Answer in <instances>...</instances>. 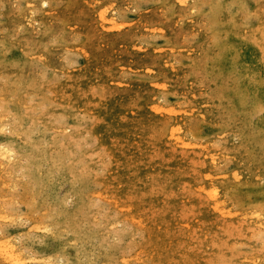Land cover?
<instances>
[{
    "label": "rangeland",
    "instance_id": "obj_1",
    "mask_svg": "<svg viewBox=\"0 0 264 264\" xmlns=\"http://www.w3.org/2000/svg\"><path fill=\"white\" fill-rule=\"evenodd\" d=\"M229 1L0 0V264H264V2Z\"/></svg>",
    "mask_w": 264,
    "mask_h": 264
},
{
    "label": "bare ground",
    "instance_id": "obj_2",
    "mask_svg": "<svg viewBox=\"0 0 264 264\" xmlns=\"http://www.w3.org/2000/svg\"><path fill=\"white\" fill-rule=\"evenodd\" d=\"M234 1H235V0H234ZM238 1H239V0H238ZM240 1H241V0H240ZM45 2H46V1H45ZM229 2H233V0H231V1H229ZM235 2H236V1H235ZM263 2H264V0H263ZM39 3H40V2H39ZM39 3H38V4H39ZM41 3H42V2H41ZM233 3H234V2H233ZM236 3H237V2H236ZM236 3H235V4H236ZM38 4H37V5H38ZM218 4H219V3H218ZM218 4H217V5H218ZM231 4H232V3H231ZM237 5H238V4H237ZM241 5H242V4H241ZM38 6H39V5H38ZM211 6H212V5H211ZM206 7H209V5L206 6ZM206 7H205V8H206ZM218 7H219V5H218ZM232 7H233V5H232ZM263 7H264V5H263ZM211 8H212V7H211ZM211 8H210V9H211ZM214 8H215V7H214ZM256 8H257V6H256ZM206 9H207V8H206ZM210 9H209V10H210ZM230 9H231V8H230ZM243 9H244V8H243ZM261 9H262V8H261ZM213 10H214V9H213ZM12 11H13V10H12ZM211 11H212V10H211ZM214 11H215V10H214ZM238 11H239V10H238ZM258 11H259V10H258ZM205 12H206V11H205ZM242 12H243V11H242ZM12 13H13V12H12ZM15 13H17V12H15ZM227 13H228V12H227ZM13 14H14V13H13ZM204 14H205V13H204ZM210 14L212 15V13H210ZM216 14H218V12H217ZM234 14H236V12H235ZM242 14H243V13H242ZM16 15H17V14H16ZM236 15H237V14H236ZM236 15H235V16H236ZM246 15H247V14H246ZM246 15H245V16H246ZM7 16H8V15H7ZM211 17L214 18L213 15H212ZM211 17H209V18H211ZM229 17H232V16H229ZM256 17H257V16H256ZM16 18H17V17H16ZM212 18H211V19H212ZM237 18H238V17H237ZM253 18H254V17H253ZM257 18H258V17H257ZM262 19H263V18H262ZM206 20H207V19H206ZM212 20H213V19H212ZM232 20H233V19H232ZM232 20H231V22L233 23ZM263 20H264V19H263ZM9 21H10V20H9ZM209 21H210V20H209ZM214 21H215V20H214ZM216 21H218V20H216ZM224 21H225V20H224ZM238 21H240V20H238ZM238 21H237V22H238ZM249 21H250V20H249ZM256 21H257V20H256ZM10 22H11V21H10ZM12 22L14 23V21H12ZM17 22H18V21H17ZM221 22H223V20H222ZM221 22H220V25H222ZM259 22H261V21H259ZM229 23H230V22H229ZM240 23H241V22H240ZM246 23H247V22H246ZM254 23H255V22H254ZM205 24H207V23H205ZM213 24H216V23H213ZM218 24H219V22H218ZM227 24H228V23H227ZM230 24H231V23H230ZM241 24H243V23H241ZM244 24H245V22H244ZM252 24H253V22H252ZM263 24H264V22H263ZM10 25H11V23H10ZM18 25H19V24H18ZM236 25H237V24H236ZM238 25H239V24H238ZM205 26H206V25H205ZM209 26H210V25H209ZM229 26H231V25H229ZM258 26H259V25H258ZM10 27H11V26H10ZM216 27H218V26L216 25ZM231 27H232V26H231ZM240 27H241V26H240ZM248 27H249V25H248ZM223 28H224V27H223ZM259 28H260V27H259ZM259 28H258V29H259ZM28 29H29V28H28ZM209 29H212V28H209ZM243 29H244V27H243ZM245 29H246V28H245ZM251 29H252V28H251ZM216 30H217V29H216ZM246 30H247V29H246ZM253 30H254V29H253ZM174 31H175V29H174ZM214 31H215V30H214ZM257 31H258V30H257ZM30 32H32V31H30ZM210 32H211V30H210ZM210 32H208L209 36H210ZM218 32H220V30H219ZM230 32H231V31H230ZM249 32H250V31H249ZM252 32H253V31H252ZM252 32H251V33H252ZM226 33H227V32H226ZM251 33H248V35L251 34ZM42 34H43V33H42ZM213 34H214V33H213ZM32 35H33V34H32ZM34 35H35V34H34ZM215 35H216V34H215ZM233 35H234V34H233ZM244 35H245V34H244ZM255 35H256V34H255ZM211 36H213V35L211 34ZM219 36H220V35H219ZM234 36H235V35H234ZM241 36H242V35H241ZM256 36H257V35H256ZM258 36H259V35H258ZM23 37H24V36H23ZM31 37H32V36H31ZM34 37H35V36H34ZM40 37H41V36H40ZM40 37H39V38H40ZM236 37H237V36H236ZM243 37H244V36H243ZM249 37H250V36H249ZM35 38H36V37H35ZM35 38H34V39H35ZM210 38H211V37H210ZM247 38H248V36H247ZM21 39H22V38H21ZM29 39L31 40V38H29ZM32 39H33V37H32ZM37 39H38V38H37ZM239 39H241V38H239ZM250 39H251V38H250ZM255 39H256V38H255ZM259 39H260V37H259ZM19 40H20V39H19ZM19 40H17V44L19 43V42H18ZM27 40H28V39H27ZM27 40H26V41H27ZM248 40H249V39H248ZM260 40H261V39H260ZM40 41H41V40H40ZM219 41H220V39H219ZM222 41H223V40H222ZM222 41H221V43H222ZM224 41H225V40H224ZM228 41H229V40H228ZM261 41H262V40H261ZM261 41H260V42H261ZM27 42H28V41H27ZM211 42H212V41H211ZM21 43H22V42H21ZM33 43H35V42H33ZM209 43H210V42H209ZM212 43H213V42H212ZM217 43H218V42H217ZM243 43H244V42H243ZM17 44H16V45H17ZM19 44H20V43H19ZM251 44H252V43H251ZM257 44H259V43L257 42ZM221 45H223V44H221ZM238 45H240V44H238ZM244 45H245V44H244ZM25 46H28V45H25ZM217 46H218V45H217ZM235 46H236V45H235ZM253 46H254V45H253ZM213 47H215V46L213 45ZM213 47H212V48H213ZM229 47H230V45H229ZM233 47H234V46H233ZM260 47H261V45H260ZM19 48H20V47H19ZM25 48H27V47H25ZM207 48H211V47H207ZM207 48H206L205 50H207ZM218 48H219V47H218ZM220 48H221V47H220ZM220 48H219V49H220ZM225 48H226V47H225ZM255 48H256V47H255ZM221 49H222V48H221ZM221 49H220V50H221ZM234 49H235V48H234ZM234 49H233V50H234ZM21 50H22V49H21ZM23 50H24V49H23ZM225 50H226V49H225ZM239 50H240V49H239ZM46 51H47V50H46ZM215 51H219V50L216 49ZM256 51H257V50H256ZM261 51H262V49H261ZM2 52H3V51H2ZM200 52H201V51H200ZM228 52H229V51H228ZM235 52H236V51H235ZM210 53H211V52H210ZM218 53H219V52H218ZM262 53H263V52H262ZM0 54H1V53H0ZM201 54H202V53H201ZM223 54H224V53H223ZM235 54H236V53H235ZM237 54H238V53H237ZM237 54H236V56H238ZM242 54H243V53H242ZM212 55H213V54H212ZM212 55H211V56H212ZM218 55H221V52H220V54H218ZM250 55H251V54H250ZM263 55H264V54H262V56H263ZM198 56H199V55H198ZM216 56H217V55H216ZM254 56H255V55H254ZM251 57H252V56H251ZM206 58H207V57H206ZM233 58H234V54H233ZM233 58L231 57V60H232ZM208 59H209V58H208ZM210 59H211V58H210ZM215 59H216V58H215ZM218 59H219V58H218ZM223 59H224V58H223ZM258 59H259V58H258ZM227 60H228V59H227ZM231 60H230V61H231ZM234 60H235V59H234ZM241 60H242V59H241ZM59 61H60V60H59ZM210 61H211V60H210ZM223 61H224V60H223ZM255 61H256V60H255ZM212 62H213V61H212ZM241 62H242V61H241ZM243 62H245V61H243ZM259 62H260V61H259ZM202 63H203V62H202ZM206 63H207V62H206ZM208 63H209V62H208ZM223 63H224V62H223ZM239 63H240V62H239ZM60 64H61V63H60ZM216 64H217V68H218V67H221V66H218V63H217V62H216ZM228 64H229V63H228ZM210 65H212V63H210ZM213 65H214V64H213ZM222 65H223V64H222ZM230 65H231V64H230ZM234 65H235V64H234ZM239 65H240V64H239ZM251 65H252V64H251ZM214 66H216V65H214ZM226 66H227V65H226ZM257 66H258V65H257ZM259 66H260V65H259ZM204 67H205V66H204ZM222 67H223V66H222ZM231 67H233V66H231ZM235 67H236V66H235ZM250 67H251V66H250ZM254 67H255V66H254ZM246 68H247V67H246ZM210 69H211V68H210ZM213 69H214V68H213ZM222 69H223V68H222ZM226 69H228V68H226ZM231 69H232V68H231ZM233 69H234V68H233ZM244 69H245V68H244ZM251 69H252V68H251ZM251 69H250V70H251ZM205 70H206V68H205ZM217 70H218V69H217ZM224 70H225V68H224ZM202 71H203V70H202ZM232 71H233V70H232ZM232 71H231V72H232ZM224 72H225V71H224ZM226 72H227V71H226ZM249 72H250V71H249ZM210 73H211V72H210ZM221 73H222V72H221ZM221 73H220V74H221ZM227 73H228V72H227ZM253 73H254V71H253ZM200 74H201V73H200ZM213 74H214V73H213ZM231 74H232V73H231ZM235 74H236V71H235ZM256 74H257V73H256ZM205 75H206V74H205ZM207 75H209V74H207ZM215 75H216V74H215ZM212 76H213V75H212ZM229 76H231V75H229ZM232 76H233V75H232ZM239 76H240V75H239ZM203 77H204V76H203ZM206 77H207V76H206ZM215 77L217 78L218 75L215 76ZM248 77H249V76H248ZM248 77H245V76H244V78H248ZM32 78L35 79L34 77H32ZM201 78H202V76H201ZM233 78H235V77L233 76ZM249 78H250V77H249ZM33 79H32V81H33ZM36 79H37V78H36ZM229 79H230V78H229ZM209 80H210V79H209ZM227 80H228V79H227ZM231 80H232V79H231ZM250 80H251V79H250ZM258 80H259V79H258ZM258 80H257V82H258ZM260 80H261V79H260ZM35 81H36V80H35ZM205 81H206V80H205ZM225 82H227V81L224 80V83H225ZM234 82H235V81H234ZM247 82H248V81H247ZM260 82H261V81H260ZM212 83H213V81H212ZM224 83H223V84H224ZM240 83H241V82H240ZM251 83H252V82H251ZM214 84H215V83H214ZM232 84H233V81H232ZM241 84H242V83H241ZM258 84H260V83H258ZM226 85H227V83H226ZM226 85H225V86H226ZM247 85H248V84H247ZM206 86H207V83H206ZM216 86H217V84H216ZM252 86H253V85H252ZM181 87H182V86H181ZM183 87H184V86H183ZM210 87H211V86H210ZM235 87H236V86H235ZM237 87H238V85H237ZM237 87H236V88H237ZM206 88H207V87H206ZM215 88H216V87H215ZM223 88H224V86H223ZM223 88H222V86L220 87V89H223ZM238 88H239V87H238ZM247 88H248V87H247ZM254 88H256V87L254 86ZM257 88H258V87H257ZM257 88H256V89H257ZM210 89H211V88H210ZM212 89H213V87H212ZM212 89H211V90H212ZM244 89H245V86H244ZM108 90H109V89H108ZM208 90H209V89H208ZM224 90H225V89H223V91H224ZM232 90H233V88H232ZM246 90H247V89H246ZM77 91H78V90H77ZM85 91H86V90H85ZM214 91H215V90H214ZM216 91H217V90H216ZM236 91H237V90H236ZM218 92H219V91H218ZM233 92L235 93L234 90H233ZM38 93H39V92H38ZM84 93H85V92H84ZM212 93L214 94L215 92L212 91ZM212 93H211V94H212ZM220 93H222V91H220ZM249 94H250V93H249ZM253 94H254V93H253ZM85 95H86V94H85ZM232 95H233V94H232ZM234 95H235V94H234ZM246 95L248 96V94H246ZM214 96H215V95H214ZM221 96H222V95H221ZM227 96L229 97V95H227ZM240 96H241V94H240ZM254 96H256V95H254ZM111 97H112V96H111ZM228 97H226V101H227V98H228ZM235 97H236V95H235ZM107 98H108V97H107ZM112 98H113V97H112ZM219 98H220V97H219ZM236 98H237V97H236ZM242 98H243V97H242ZM248 98H249V97H248ZM253 98H254V97H253ZM216 99H217V98H216ZM224 99H225V98H224ZM230 99L232 100L231 96H230ZM242 100H244V99H242ZM242 100H241V101H242ZM247 100H248V99H247ZM255 100H256V99H255ZM258 100H259V101H262V100H260V99H258ZM233 101H234V100H233ZM235 101H236V100H235ZM229 102H231V101H229ZM245 102H246V101H245ZM257 102H258V101H257ZM220 103H221V102H220ZM222 103H223V102H222ZM222 103H221V105H222ZM224 103H225V102H224ZM239 103H240V102H239ZM252 103H253V102H252ZM225 104H226V103H225ZM234 104H235V102H234ZM234 104L231 103V105H234ZM241 104H243V103H241ZM255 104L257 105V103H255ZM255 104H254V105H255ZM245 105H247V104L245 103L244 106H245ZM261 105H262V103H261ZM225 106H226V105H225ZM238 106H239V105H238ZM234 107L236 108V106H234ZM255 107H256V106H254V109H253L254 112H253V113H255ZM237 108H238V107H237ZM237 108H236V109H237ZM241 108H242V107H241ZM250 108H251V107H250ZM263 108H264V107H263ZM218 109H219V108H218ZM243 109H245V108H243ZM249 110H250V109H249ZM221 111H222V109H221ZM231 111H232V109H231ZM240 111H242V109H241ZM245 111H246V110H245ZM251 112H252V111H251ZM256 112H257V110H256ZM221 113H222V112L219 111V113H217V114H218V115H219V114L221 115ZM244 113H245V112H244ZM246 113H247V112H246ZM259 113H260V112H259ZM70 114H71V113H70ZM217 114H216V115H217ZM232 114H234V113H232ZM222 115L224 116V114H222ZM255 115H256V114H255ZM212 116H213V115H212ZM223 116H221V117H223ZM237 116H238V115H237ZM246 116H247V114H246ZM214 117H215V114H214ZM216 117H217V116H216ZM219 117H220V116H219ZM221 117H220L219 119H221V120H225V119H223V118H221ZM242 117H243V116H242ZM244 117H245V116H244ZM244 117H243V118H244ZM250 117H252V116H250ZM237 118H238V117H237ZM237 118H236V119H237ZM240 118H241V117H240ZM246 118H247V117H246ZM75 119H76V118H75ZM217 120H218V118H217ZM234 120H235V119H234ZM240 120H241V119H240ZM245 120H247V119H245ZM249 120H250V119H249ZM236 121H237V120H236ZM257 121H258V120H257ZM225 122H226V121H225ZM229 122H230V121H229ZM233 122H234V121H233ZM237 122H238V121H237ZM237 122H236V123H237ZM220 123H221V122H220ZM226 123H227V122H226ZM234 123H235V122H234ZM240 123H241V121H240ZM238 124H239V123H238ZM238 124H237V126H239ZM256 124H257V123H256ZM232 125H234V124H232ZM235 126H236V124H235ZM240 127H242V126H239V128H240ZM255 127H257V126H255ZM232 128H233V127H232ZM239 128H238V129H239ZM246 129H247V128H246ZM243 130H244V129H243ZM248 130H249V128H248ZM235 131H236V130H235ZM235 131H234V132H235ZM238 131H239V130H238ZM228 132H229V131H228ZM230 132H232V131H230ZM234 132H233V134H234ZM243 132H244V131H243ZM27 134H28V133H27ZM247 134H248V132H247ZM249 134H250V133H249ZM228 135H229V134H228ZM260 135H261V134H260ZM260 135H259V136H260ZM254 136H255V135H254ZM259 136H256V139H257V137H259ZM235 137H236V136H235ZM244 137H245V136H244ZM263 137H264V136H263ZM55 138H57V137H55ZM260 138H262V137H260ZM223 139H225V137H224ZM258 139H259V138H258ZM262 139H263V138H262ZM253 140H254V139H253ZM238 141H239V140H238ZM34 142H35V139H34ZM69 142H70V141H69ZM231 142H232V141H231ZM25 143H26V141H25ZM25 143H24V144H25ZM40 143H41V142H39V144H40ZM243 143H244V141L241 142V144H243ZM247 143H248V142H247ZM250 143H251V142H250ZM261 143H262V142H261ZM27 144H28V143H27ZM236 144H238V142H237ZM42 145H43V144H42ZM68 145H69V144H68ZM233 145H234V144H233ZM233 145H232V146H233ZM238 145H239V144H238ZM244 145H245V144H244ZM26 146H28V145H26ZM40 146H41V145H40ZM52 147H53V146H51L50 149H51ZM235 147H236V145H235ZM245 147H246V146H245ZM41 148H42V147H41ZM53 148H54V147H53ZM67 148H68V147H67ZM70 149L72 150V148H70ZM235 149H236V148H235ZM53 150H55V149H53ZM60 150H61V148H60ZM253 150H254V148H253ZM46 151H47V150H46ZM61 151H62V150H61ZM254 151H255V150H254ZM256 151H257V150H256ZM0 152H1V151H0ZM73 152H74V151H73ZM245 152H246V150H245L242 154H244ZM257 152L259 153V151H257ZM260 152H261V151H260ZM3 153H4V152H3ZM5 153H6V152H5ZM60 154L63 155L64 153L60 152ZM83 154H84V153H83ZM238 154H239V153H238ZM240 154H241V153H240ZM5 155H6V154H4V156H5ZM245 155H246V154H245ZM250 155H251V154H250ZM4 156H3V158H4ZM37 156H38V155H37ZM248 156H249V154H248ZM262 156H263V155H262ZM5 157H6V156H5ZM40 157H41V156H40ZM51 157H52V156H51ZM263 157H264V156H263ZM263 157H262V159H263ZM6 158H7V157H6ZM246 158L248 159L249 157L246 156ZM40 160H41V159H40ZM93 160H94V159H93ZM248 160H249V159H248ZM37 161H38V159H37ZM63 161H64V160H63ZM242 161H243V160H242ZM32 162H33V161H32ZM249 162H250V161H249ZM40 163H41V162H40ZM40 163H39V165H40ZM90 163H91V162H90ZM238 163H239V162H238ZM70 164H71V163H70ZM92 164H93V163H92ZM241 164H242V163H241ZM254 164H255V163H254ZM260 164H261V162H260ZM63 165H64V164H63ZM247 165H248V164H247ZM252 165H253V164H252ZM252 165H251V166H252ZM61 166H62V165H61ZM244 166H245V165H244ZM256 166H257V165H256ZM59 167H60V166H59ZM245 167H246V166H245ZM245 167H244V168H245ZM247 167H248V166H247ZM260 167H261V166H260ZM52 168H53V167H52ZM249 168H250V167H249ZM252 168H253V167H252ZM42 169H43V168H42ZM91 169L93 170V168H91ZM259 169H260V168H259ZM263 169H264V168H263ZM45 170H46V169H45ZM52 170H53V169H52ZM51 172H52V171H51ZM80 172H81V170H80ZM76 173H77V172H76ZM247 173H248V172H247ZM262 173H263V172H262ZM33 174H34V173H33ZM252 174H253V173H252ZM40 175H41V174H40ZM50 175H51V174H50ZM257 175H258V174H257ZM42 176H43V175H42ZM74 176H75V175H74ZM263 176H264V175H263ZM254 177H255V176H254ZM42 178H43V177H42ZM52 178H53V177H52ZM255 178H257V176H256ZM237 179H238V178H237ZM237 179H236V180H237ZM260 179H261V177H260ZM234 180H235V179H234ZM48 181H49V180H48ZM142 181H143V180H142ZM239 181H240V180H239ZM54 182H55V181H54ZM75 182H76V181H75ZM76 183H77V182H76ZM76 183H75V184H76ZM254 183H255V182H254ZM263 183H264V182H263ZM73 184H74V183H73ZM75 184H74V185H75ZM137 184H139V183H137ZM233 184H234V183H233ZM249 184H250V183H249ZM225 185H226V184H225ZM228 185H229V184H228ZM251 185H252V184H250V186H251ZM238 187H240V186H238ZM245 187H246V186H245ZM228 188H229V187H228ZM259 189H260V188H259ZM238 190H239V189H238ZM253 190H254V189H253ZM263 190H264V189H263ZM224 191H225V190H224ZM239 191H240V190H239ZM255 191H256V190H255ZM243 192L245 193V191H243ZM251 192H253V191H250V194H251ZM68 194H69V193H68ZM73 194H74V193H73ZM237 194H238V193H237ZM245 194H246V193H245ZM245 194H244V195H245ZM256 194H257V193H256ZM256 194H255V195H256ZM261 194H263V193H261ZM81 196H82V195H81ZM242 196H243V195H242ZM72 197H73V196H72ZM240 197H241V196H240ZM263 197H264V196H263ZM237 199H239V198L237 197ZM240 199H241V198H240ZM244 199H245V198H244ZM245 200H246V199H245ZM245 200H244V201H245ZM77 202H78V201H77ZM59 204H60V203H59ZM59 204H58V205H59ZM71 205H72V204H71ZM59 206H61V205H59ZM67 208H68V207H67ZM58 209H59V208H58ZM243 209H244V208H243ZM244 211H245V210H244ZM250 211H251V210H250ZM94 216H95V215H94ZM94 218H95V217H94ZM92 221H93V220H92ZM46 223H48V222H46ZM112 224H113V223H112ZM114 225H116V224H114ZM50 226H51V225H50ZM116 226H117V225H116ZM107 227H108V225H107ZM111 227H112V226H111ZM63 229H64V228H62V230H63ZM72 229H73V228H72ZM52 230H53V229H52ZM64 230H65V229H64ZM67 233H68V232H67ZM106 234H107V233H106ZM67 235H68V234H67ZM107 235H108V234H107ZM70 240H71V239H70ZM116 240H117V239H116ZM73 241H74V240H73ZM81 241H82V240H81ZM85 241H86V240H85ZM76 243H77V242H76ZM70 244H71V243H70ZM10 246H11V245H10ZM12 246H13V245H12ZM2 251H3V255L11 257L10 255L7 254V250H6V249H2ZM13 251H14V249H13ZM9 252H10V251H9ZM11 253H12V252H11ZM78 253H79V252H78ZM78 253H77V254H78ZM0 254H1V252H0ZM13 254H14V253H13ZM77 256H78V255H77ZM79 257H80V256H79ZM18 258H19V257H18ZM84 258H85V257H84ZM16 259H17V258H16ZM13 260H14V259H13ZM89 260H90V259H89ZM3 261H4V260H3ZM5 261H6V260H5ZM7 261H8V260H7ZM10 261H11V260H10ZM15 261H16V260H15ZM15 261H14V262H15ZM44 262H45V260H44ZM53 262H54V261H53ZM55 263H57V262H55ZM10 264H11V263H10ZM57 264H58V263H57ZM61 264H62V263H61Z\"/></svg>",
    "mask_w": 264,
    "mask_h": 264
},
{
    "label": "snow or ice",
    "instance_id": "obj_3",
    "mask_svg": "<svg viewBox=\"0 0 264 264\" xmlns=\"http://www.w3.org/2000/svg\"><path fill=\"white\" fill-rule=\"evenodd\" d=\"M44 231H48L47 229H44Z\"/></svg>",
    "mask_w": 264,
    "mask_h": 264
}]
</instances>
